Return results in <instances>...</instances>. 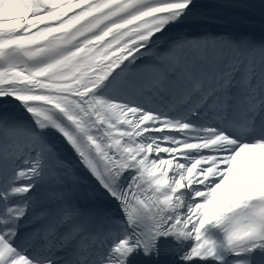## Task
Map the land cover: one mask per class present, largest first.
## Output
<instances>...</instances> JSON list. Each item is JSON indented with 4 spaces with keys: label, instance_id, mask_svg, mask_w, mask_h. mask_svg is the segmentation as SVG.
<instances>
[{
    "label": "snow or ice",
    "instance_id": "1",
    "mask_svg": "<svg viewBox=\"0 0 264 264\" xmlns=\"http://www.w3.org/2000/svg\"><path fill=\"white\" fill-rule=\"evenodd\" d=\"M0 264H264V0H0Z\"/></svg>",
    "mask_w": 264,
    "mask_h": 264
}]
</instances>
